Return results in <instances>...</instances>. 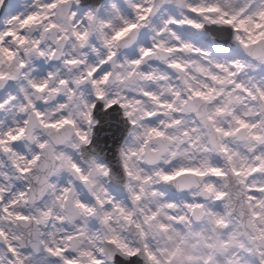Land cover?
I'll return each mask as SVG.
<instances>
[{"label": "clouds", "instance_id": "1", "mask_svg": "<svg viewBox=\"0 0 264 264\" xmlns=\"http://www.w3.org/2000/svg\"><path fill=\"white\" fill-rule=\"evenodd\" d=\"M48 2L53 0H15V13L0 17V32H17L0 41V231L18 247L25 264H62L46 251L49 246H75L79 251L69 254L80 264L97 258L102 264H155L147 258L145 243L159 264H264V217L249 223L246 209L234 202L239 189L230 175L220 180L186 173L171 181L157 175L179 168L204 170L221 145L253 154L249 149L256 142L247 128L235 132L236 117L257 124L254 131L264 136V100L253 101L229 81L264 87V41L245 49L235 39L245 36L243 31L202 20L200 32L214 41L217 36L229 41L220 47L231 49L232 55H218L215 48L185 35L197 30L164 24L171 17L190 15L185 5L197 0H54L55 8L36 7ZM137 4L153 9L143 22L137 18ZM0 7L7 9L5 0ZM225 7L229 12L245 8L244 16L259 20L255 13L264 10V0H230ZM34 11L47 17L21 29L19 18ZM125 21L142 26L108 44L127 26ZM167 28L179 39L161 32ZM161 39L164 48L180 49L186 42L209 55L155 48ZM147 47L153 54L134 65ZM248 52L260 59H250ZM232 58L247 61L235 78L215 67ZM174 61L184 68L171 67ZM210 74L220 80H211ZM194 91L209 98L196 97ZM151 128L165 135H150ZM78 130L86 134V142ZM224 131L233 134L225 136ZM233 163L239 164V157ZM221 167L228 172L231 165L222 160ZM255 179L264 183V175ZM205 184L233 194V202L222 201L217 208ZM195 199L222 214L228 227L217 226L216 216L207 214L170 224L167 231L158 227L169 223L164 205L174 203L173 212L180 215L183 205ZM117 205L143 225L145 237ZM5 206L12 214L3 211ZM153 210L158 218L146 223ZM15 213L28 219L19 220ZM113 235L126 241L132 254L111 243ZM68 236L77 239L69 242ZM8 259L6 246L0 244V260L7 264Z\"/></svg>", "mask_w": 264, "mask_h": 264}, {"label": "snow or ice", "instance_id": "2", "mask_svg": "<svg viewBox=\"0 0 264 264\" xmlns=\"http://www.w3.org/2000/svg\"><path fill=\"white\" fill-rule=\"evenodd\" d=\"M230 0H197L195 3H187L185 6L187 8V12L190 13V15H185L182 19H177L175 17H171L164 21L165 25H176V26H185L192 29H195L197 31L195 32H186L185 35L189 37L190 39H198L202 41L205 45L215 48L218 55H232L231 49H225L221 47H217L214 43V40H211L205 33L200 32L199 30L204 28V23L201 21H207L211 24H223L226 26H231L232 29H234L237 33L243 31L246 35H236L235 39L240 43V45L245 48H251L254 45L264 41V10L257 11L255 13V16L259 18V20L254 19L253 16H244L246 9L240 8L233 12H229L225 5L229 4ZM55 2H48L46 4H37V8H48L52 9L55 8ZM135 7L139 10L137 13V18L139 21L143 22L146 20L148 15H151L153 9L148 6H142L140 4L135 5ZM47 17V14H42L40 11H34L26 16V18H19L20 19V28L23 29L25 26L31 25L33 22L37 20H41ZM199 17L200 19H197ZM15 19V17L13 18ZM6 23L11 24L12 19H9L6 21ZM125 24L127 25L125 28L120 29L116 32V34L112 37L111 40L107 41L108 44H111L113 40H118L121 35L128 32L132 29H137L141 27V24L138 23H130L128 21H125ZM51 26V25H50ZM170 31L171 35L175 37L176 39H179L178 36H176V32L174 30H171L170 28L162 29L161 32ZM80 35V34H77ZM5 36H17V32L14 29H9L6 32H0V41H3ZM18 42L23 43L22 39L18 38ZM155 48L157 49H163L166 52H172V51H180V50H186V51H194L201 55H209L207 51H205L203 48H194L192 44L190 43H183L182 48L180 49H174V48H164V41L161 39L158 43L155 44ZM7 51V49H4ZM142 56L139 59H136L132 61L134 65H141L143 61L147 58H149L153 54V48L147 47L141 49ZM43 54V53H41ZM247 56L250 59L257 60L260 59V57L256 56L253 52H248ZM71 62V61H70ZM247 66V61L244 59H236L232 58L228 65L216 63L215 67L228 74V77L235 78L239 75V72L243 71L244 68ZM171 67H174L176 69H183L184 65L173 62ZM199 71H203V69H199ZM107 77H105L106 79ZM209 78L213 81H219L220 77L216 74H210ZM223 82V81H221ZM238 91L242 92L246 97L252 99L253 101L259 99L264 100V87H261L259 85L256 86L255 89L246 87L243 83L239 82L236 79H231L229 81ZM37 87H42L41 85H37ZM207 87V85H205ZM213 91L211 88L209 89V92ZM97 95L102 96L103 93L101 91L97 92ZM147 96H152L153 94L148 92L145 93ZM193 95L196 97H203L205 99H208L209 96H207L202 91H194ZM111 103H114V101H111ZM166 107H171V105H165ZM219 112H223L224 109H218ZM149 116L153 115V113H149ZM236 120L238 122L239 127L235 130V132H239L243 128L249 129V137L251 140L255 141V145L249 149V152L253 153L252 155H246L241 154L240 152L236 150H230V147L227 145H221L220 151L215 159V161H210L205 165V169L201 170L200 168H179L173 172H167V171H160L157 173V175L160 177L163 181H171L175 177H178L182 174H190L195 173L197 176L205 177V176H213L216 179H224L226 176H231L234 179V182L237 185V188L239 189L237 192H235V200L234 202L236 204H239L242 208L246 209L250 220L249 223H251L254 220L261 219L264 217V183L258 182L255 178L261 175H264V150L257 151V148L264 149V136L261 134L255 132V128L258 126L257 124L250 123L246 120H244L241 117H236ZM64 122L71 123V121L65 120ZM178 123V122H177ZM217 131H222L221 129H217ZM149 134H154L157 137H163L165 133L157 128H151L149 130ZM232 132L224 131L225 136L232 135ZM78 135H80V138L86 142L87 136L86 134L80 132L78 130ZM10 139H16L15 136H12L9 134ZM239 157V164L233 163V161ZM222 160H226L230 165V169L228 172H225L224 169L221 167ZM34 163V161H31ZM73 168L76 169L77 172H79V168L73 164ZM81 180L87 181V176H81ZM65 192L68 191V189H64ZM204 191L209 194H213V199L216 204V207L218 208L220 206V202L229 200L230 203L233 201L230 199V197L233 194H230L225 191H219L216 190L214 184H205L204 185ZM21 196L24 194L21 193ZM136 199H139V197H135ZM102 203V202H101ZM11 205H15L16 201L13 200L10 202ZM226 207L228 205H225ZM81 207H86L85 205H81ZM116 210H118L121 215H123L124 219L128 221V223L133 226L138 232L141 237H145L146 233L143 229V225L140 223H134L132 220V213L126 212L124 208L120 206H115ZM168 211L165 213L164 219L167 220L169 223L160 222L158 227L161 230L167 231L170 227V224H179L183 222H191L192 219L199 218L200 215H212L216 216L215 223L217 226L227 228L229 225V221L224 218V216L217 215L216 210L211 205H206V201H203L201 199H195L194 201H188L186 202L183 207L185 211L183 214L177 215L174 214L173 210L177 207L174 203L169 202L166 205H164ZM87 211H92V209H86ZM4 212L12 214L10 212V208L8 206H5L3 209ZM243 214V213H241ZM17 219L19 220H26L28 217L24 216L22 213H15ZM159 216L158 211H151L149 215L145 216V222H150L155 219H157ZM105 220H107V217H105ZM14 239H18L14 238ZM77 239L76 236H68L67 240L69 242ZM111 243L117 245L121 250H124L128 252L129 254H132L130 246L126 241H122L121 237L118 235H113L111 237ZM0 244H3L7 248V252L9 254V259L7 264H25V258L22 257L18 247L12 243L9 242L5 234L0 231ZM46 251H48L51 255L56 256L61 259L62 264H80L79 260L75 258V256L70 255V252H78L79 249L75 246L73 247H51L49 246ZM144 251L147 255V258L149 261L155 262V264H159V261L157 260V257L153 251L150 250L149 245L145 243L144 245ZM80 255H92L91 252H80ZM0 264H3V261L0 260ZM92 264H102V261L100 259H94L92 261Z\"/></svg>", "mask_w": 264, "mask_h": 264}, {"label": "rangeland", "instance_id": "3", "mask_svg": "<svg viewBox=\"0 0 264 264\" xmlns=\"http://www.w3.org/2000/svg\"><path fill=\"white\" fill-rule=\"evenodd\" d=\"M5 3L8 4L7 9L0 7V17H4L9 14L8 11H12L15 13L16 11V4L15 0H5ZM217 47H220L221 45L215 44Z\"/></svg>", "mask_w": 264, "mask_h": 264}, {"label": "water", "instance_id": "4", "mask_svg": "<svg viewBox=\"0 0 264 264\" xmlns=\"http://www.w3.org/2000/svg\"><path fill=\"white\" fill-rule=\"evenodd\" d=\"M214 43L221 46H227L229 41L227 39H222L221 37L217 36Z\"/></svg>", "mask_w": 264, "mask_h": 264}, {"label": "bare ground", "instance_id": "5", "mask_svg": "<svg viewBox=\"0 0 264 264\" xmlns=\"http://www.w3.org/2000/svg\"><path fill=\"white\" fill-rule=\"evenodd\" d=\"M9 13H11V14H14V12H12V11H8Z\"/></svg>", "mask_w": 264, "mask_h": 264}]
</instances>
